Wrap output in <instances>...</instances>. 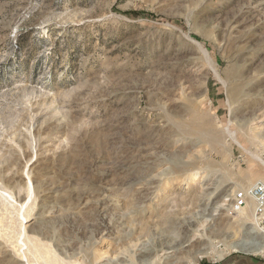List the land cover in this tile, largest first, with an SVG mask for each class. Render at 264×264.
Returning a JSON list of instances; mask_svg holds the SVG:
<instances>
[{
    "label": "rangeland",
    "instance_id": "obj_1",
    "mask_svg": "<svg viewBox=\"0 0 264 264\" xmlns=\"http://www.w3.org/2000/svg\"><path fill=\"white\" fill-rule=\"evenodd\" d=\"M258 181L264 0H0V264L264 261Z\"/></svg>",
    "mask_w": 264,
    "mask_h": 264
},
{
    "label": "built area",
    "instance_id": "obj_2",
    "mask_svg": "<svg viewBox=\"0 0 264 264\" xmlns=\"http://www.w3.org/2000/svg\"><path fill=\"white\" fill-rule=\"evenodd\" d=\"M232 201L231 211L233 213H239L248 202L252 203L254 212L251 231L262 239L260 243H257V248H260L257 256L264 258V182L258 181L246 189L236 191Z\"/></svg>",
    "mask_w": 264,
    "mask_h": 264
},
{
    "label": "bare ground",
    "instance_id": "obj_3",
    "mask_svg": "<svg viewBox=\"0 0 264 264\" xmlns=\"http://www.w3.org/2000/svg\"><path fill=\"white\" fill-rule=\"evenodd\" d=\"M253 212H254V207L252 205L251 222L253 221ZM24 231L25 230L23 229V233L21 234V236H23V238H25ZM257 243H259V242H257ZM254 244H256V243L254 242ZM24 245H25V243H24ZM259 249L260 248L258 247L257 248L258 252H260ZM27 252H28V256L33 259L32 261H33L34 264H38L39 260H44L46 264H51L50 262H51L52 258L49 256L50 252L48 253L47 251H43L42 246L39 244V242L37 240H33L32 250L30 252L29 251H27ZM138 254L142 255L143 253H138ZM28 256H27L26 253H23L21 257L25 258L26 262L28 263L29 262L28 261ZM98 256H100V255H98Z\"/></svg>",
    "mask_w": 264,
    "mask_h": 264
},
{
    "label": "crops",
    "instance_id": "obj_4",
    "mask_svg": "<svg viewBox=\"0 0 264 264\" xmlns=\"http://www.w3.org/2000/svg\"><path fill=\"white\" fill-rule=\"evenodd\" d=\"M220 264H264V261L245 255H234Z\"/></svg>",
    "mask_w": 264,
    "mask_h": 264
}]
</instances>
